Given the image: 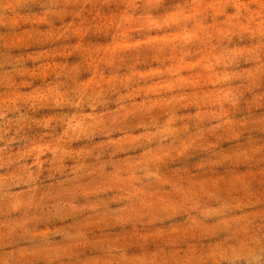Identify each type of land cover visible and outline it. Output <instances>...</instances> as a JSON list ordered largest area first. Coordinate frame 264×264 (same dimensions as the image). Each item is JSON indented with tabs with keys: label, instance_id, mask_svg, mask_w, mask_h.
<instances>
[{
	"label": "rangeland",
	"instance_id": "rangeland-1",
	"mask_svg": "<svg viewBox=\"0 0 264 264\" xmlns=\"http://www.w3.org/2000/svg\"><path fill=\"white\" fill-rule=\"evenodd\" d=\"M0 264H264V0H0Z\"/></svg>",
	"mask_w": 264,
	"mask_h": 264
}]
</instances>
